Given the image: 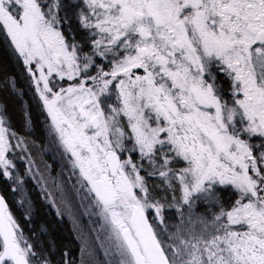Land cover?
Here are the masks:
<instances>
[{
	"label": "snow or ice",
	"instance_id": "obj_1",
	"mask_svg": "<svg viewBox=\"0 0 264 264\" xmlns=\"http://www.w3.org/2000/svg\"><path fill=\"white\" fill-rule=\"evenodd\" d=\"M0 264H264V0H0Z\"/></svg>",
	"mask_w": 264,
	"mask_h": 264
},
{
	"label": "trees",
	"instance_id": "obj_2",
	"mask_svg": "<svg viewBox=\"0 0 264 264\" xmlns=\"http://www.w3.org/2000/svg\"><path fill=\"white\" fill-rule=\"evenodd\" d=\"M66 230V229H65Z\"/></svg>",
	"mask_w": 264,
	"mask_h": 264
}]
</instances>
